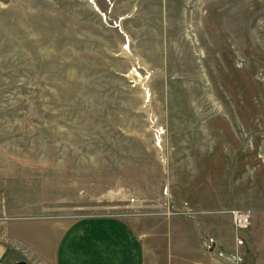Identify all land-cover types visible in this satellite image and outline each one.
Segmentation results:
<instances>
[{
	"label": "rangeland",
	"instance_id": "rangeland-1",
	"mask_svg": "<svg viewBox=\"0 0 264 264\" xmlns=\"http://www.w3.org/2000/svg\"><path fill=\"white\" fill-rule=\"evenodd\" d=\"M184 202L264 208V0H0L2 214Z\"/></svg>",
	"mask_w": 264,
	"mask_h": 264
},
{
	"label": "crops",
	"instance_id": "crops-1",
	"mask_svg": "<svg viewBox=\"0 0 264 264\" xmlns=\"http://www.w3.org/2000/svg\"><path fill=\"white\" fill-rule=\"evenodd\" d=\"M183 205L179 217L172 203L161 214L80 218L0 209V264H264V208L240 209L250 213L251 224L236 233L226 209ZM18 220L30 221L20 230L14 225Z\"/></svg>",
	"mask_w": 264,
	"mask_h": 264
},
{
	"label": "built area",
	"instance_id": "built-area-1",
	"mask_svg": "<svg viewBox=\"0 0 264 264\" xmlns=\"http://www.w3.org/2000/svg\"><path fill=\"white\" fill-rule=\"evenodd\" d=\"M232 217V223L234 227V231L239 233L240 231L247 229L251 224V215L250 213L240 210L233 209L230 211ZM237 244L242 245L243 239L237 236Z\"/></svg>",
	"mask_w": 264,
	"mask_h": 264
},
{
	"label": "flooded vegetation",
	"instance_id": "flooded-vegetation-1",
	"mask_svg": "<svg viewBox=\"0 0 264 264\" xmlns=\"http://www.w3.org/2000/svg\"><path fill=\"white\" fill-rule=\"evenodd\" d=\"M24 264V263H23Z\"/></svg>",
	"mask_w": 264,
	"mask_h": 264
}]
</instances>
